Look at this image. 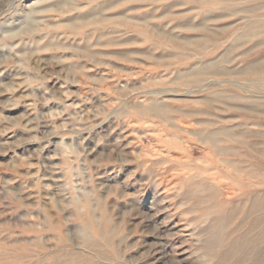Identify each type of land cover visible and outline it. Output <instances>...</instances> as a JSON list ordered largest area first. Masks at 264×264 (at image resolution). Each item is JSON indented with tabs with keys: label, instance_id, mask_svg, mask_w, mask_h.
<instances>
[{
	"label": "rangeland",
	"instance_id": "374dc122",
	"mask_svg": "<svg viewBox=\"0 0 264 264\" xmlns=\"http://www.w3.org/2000/svg\"><path fill=\"white\" fill-rule=\"evenodd\" d=\"M61 1L0 0V264H264V0Z\"/></svg>",
	"mask_w": 264,
	"mask_h": 264
},
{
	"label": "bare ground",
	"instance_id": "6f19581e",
	"mask_svg": "<svg viewBox=\"0 0 264 264\" xmlns=\"http://www.w3.org/2000/svg\"><path fill=\"white\" fill-rule=\"evenodd\" d=\"M72 1L73 0H62L58 5V7H62V8H64V7H68V6H70V5H72L73 3H72ZM211 2H215V1H217V0H210ZM127 18V17H126ZM103 22V21H102ZM253 31V30H252ZM154 34H155V31H154ZM158 35V34H157ZM159 36V35H158ZM159 38V37H158ZM256 68V66H255V64L253 65V66H249L248 67V72H250V71H252L253 69H255ZM203 104H205V103H203ZM207 104V103H206ZM208 105V104H207ZM228 137V136H227ZM232 139V138H231ZM193 153V152H192ZM235 171H237V170H235ZM205 173V172H204ZM235 173V172H234ZM236 173H238V172H236ZM247 173V172H246ZM210 184V183H209ZM213 186V185H212ZM211 186V187H212ZM210 187V188H211ZM209 188V189H210ZM206 189V188H205ZM208 189V190H209ZM213 189V188H212ZM211 190V189H210ZM199 193H201V192H199ZM243 211H244V209H243V207H240V208H234V209H231L230 210V213H229V215L228 216H225V219H224V224H223V226L222 227H224L223 229H225V228H227V227H230L231 226V224H232V222L234 223V219L235 218H238L239 216L241 217V219L239 220V222L235 225H232V230H234V232L236 233V232H241V231H243L245 228H247V227H249V232H250V226L248 225V223L246 222V220L244 219L245 218V215L246 214H244L243 215ZM241 221V222H240ZM252 227H251V232H253V231H256V233H255V235L253 236V240H252V242L250 241V243H251V247H250V250H254V241H256L258 238H259V240H261V241H263V235H260L259 233H258V231H259V226H258V224H256V223H254L253 225H251ZM223 229H222V232L221 233H223V232H225V231H223ZM245 232V231H244ZM258 237V238H257ZM224 236L223 235H219L218 234V236L216 237V238H212L213 240L215 239V241H216V243L217 244H222V242L224 241ZM111 238H108L106 241H105V243L106 244H111ZM236 244L237 243H234L231 247H232V249L234 250L235 248H236ZM239 246V245H238ZM210 247V246H209ZM181 250V249H180ZM210 251H211V249H210ZM179 252V251H178ZM216 253V252H215ZM232 253V252H231ZM152 254V253H151ZM153 254H155V253H153ZM227 254H228V252H227ZM186 255H188V254H186V252H180L179 254H178V256H186ZM210 255H211V257H209V259H208V262L209 263H201V264H213V263H211L213 260H215V257H216V259H217V261H216V263H214V264H245V263H247L249 260H248V258H246L244 261H242V262H240V263H238V261H236L235 260V258H232V257H227V255H226V253L224 252V253H222V252H220V254H212L211 252H210ZM230 255V254H229ZM247 255V254H246ZM208 257V256H207ZM155 259V258H154ZM162 258H160L159 260H161ZM219 261V262H218ZM262 261V260H261ZM260 261V262H261ZM157 262H158V260H157ZM256 262V261H255ZM254 263V262H253ZM264 263V262H263ZM153 264H156L155 262H153Z\"/></svg>",
	"mask_w": 264,
	"mask_h": 264
}]
</instances>
